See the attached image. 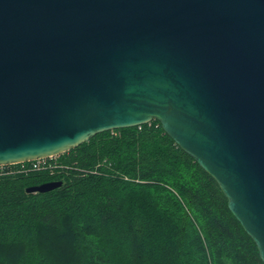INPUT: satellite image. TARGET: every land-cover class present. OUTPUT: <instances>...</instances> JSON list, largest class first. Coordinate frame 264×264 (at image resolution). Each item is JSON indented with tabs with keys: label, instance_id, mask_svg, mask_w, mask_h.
I'll return each instance as SVG.
<instances>
[{
	"label": "water",
	"instance_id": "95a60500",
	"mask_svg": "<svg viewBox=\"0 0 264 264\" xmlns=\"http://www.w3.org/2000/svg\"><path fill=\"white\" fill-rule=\"evenodd\" d=\"M154 119L264 261V0H0V165Z\"/></svg>",
	"mask_w": 264,
	"mask_h": 264
},
{
	"label": "trees",
	"instance_id": "16d2710c",
	"mask_svg": "<svg viewBox=\"0 0 264 264\" xmlns=\"http://www.w3.org/2000/svg\"><path fill=\"white\" fill-rule=\"evenodd\" d=\"M47 160L2 165L0 264H264L219 183L157 119Z\"/></svg>",
	"mask_w": 264,
	"mask_h": 264
},
{
	"label": "built area",
	"instance_id": "2783aa9c",
	"mask_svg": "<svg viewBox=\"0 0 264 264\" xmlns=\"http://www.w3.org/2000/svg\"><path fill=\"white\" fill-rule=\"evenodd\" d=\"M56 156L57 155L49 156V157H44V158H39V159H35V160H30V161H32L35 166L40 167L41 165H43L45 163H48L47 158H55Z\"/></svg>",
	"mask_w": 264,
	"mask_h": 264
},
{
	"label": "rangeland",
	"instance_id": "374dc122",
	"mask_svg": "<svg viewBox=\"0 0 264 264\" xmlns=\"http://www.w3.org/2000/svg\"><path fill=\"white\" fill-rule=\"evenodd\" d=\"M4 169H5V166H2V165H1V166H0V171H1V170H4Z\"/></svg>",
	"mask_w": 264,
	"mask_h": 264
}]
</instances>
